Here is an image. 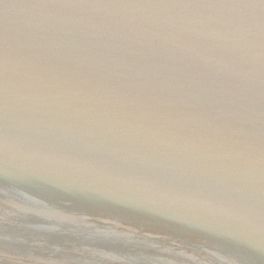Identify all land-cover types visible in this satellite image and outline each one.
<instances>
[{
    "label": "water",
    "instance_id": "95a60500",
    "mask_svg": "<svg viewBox=\"0 0 264 264\" xmlns=\"http://www.w3.org/2000/svg\"><path fill=\"white\" fill-rule=\"evenodd\" d=\"M0 264H264V0H0Z\"/></svg>",
    "mask_w": 264,
    "mask_h": 264
}]
</instances>
